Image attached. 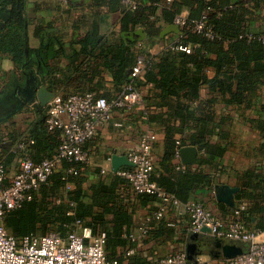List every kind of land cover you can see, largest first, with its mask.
Segmentation results:
<instances>
[{
    "label": "trees",
    "instance_id": "obj_1",
    "mask_svg": "<svg viewBox=\"0 0 264 264\" xmlns=\"http://www.w3.org/2000/svg\"><path fill=\"white\" fill-rule=\"evenodd\" d=\"M136 1L138 8L132 10L122 0H103L112 12L122 10L123 33L142 27L149 37H162L163 29L157 25V21L163 19L168 26H179L180 41L167 46L158 56L153 57L138 40L109 44L99 42L101 37H98L97 31H91L80 40L82 49L79 52L72 49L66 53V34L60 30L58 20L47 21L35 14L31 15L28 0H5L2 10L6 18L0 22V100L10 94L18 83L17 71H37L48 81L50 92L62 94L60 91L63 85L70 82V76L56 75L62 74L58 72L56 64L62 56L70 64L79 62L80 57L100 59L102 66L112 75L118 90L131 83L139 92L144 87L153 86L144 100L148 107L157 105L166 109L159 115L165 133L164 153L152 180L167 194L187 202L195 190L212 186V180L200 169L186 167L178 170V165L174 164L177 151L188 146H204L205 155L199 160V165H213L214 160L222 158L227 152L226 145L211 142L217 130H220L221 135L223 132L222 124L217 123L212 112L213 105L223 103L226 106H249L257 91L264 87V32L252 31L251 13L248 10V6H256L260 0H173L166 5L168 0H147L149 4ZM159 10L162 11L161 17L153 21L152 18ZM186 10L189 14L185 25L176 24V18ZM202 20L206 27L202 33H198L196 23ZM31 27H34V37L39 41L37 48L30 45ZM207 32L212 37L207 36ZM180 46L190 47L191 53L179 50ZM139 57H144L148 66L142 77L133 80L132 71ZM9 59L17 69L11 73L4 71L2 66ZM209 70L215 73L212 78L208 77ZM203 87L209 89L212 97L205 102L204 108H194L193 104L200 99ZM83 93L87 91L69 95ZM101 97L110 100L109 96ZM153 100H159V103ZM47 108L39 106L36 109L39 118L28 135L20 131L14 133L12 142L16 149L7 152L8 161L0 155L6 167L24 153H28L36 163L52 159L57 154L61 139L59 135L49 133L46 128ZM156 119L158 116L153 120ZM259 129L264 133V123ZM72 167L79 172L78 176L68 174ZM86 167L81 164H64L62 171L53 174L48 183L33 194L31 201L5 216V228L17 239L51 232L66 237L79 220L94 235L106 233V253L110 260H118L120 264H144L139 254H126L125 258H118L119 248L130 246L123 235L125 229L130 230L133 224L129 210L131 205L125 202L119 190L126 183L131 189L129 182L113 175L111 181L101 179L90 187V193H85L82 186H76V182ZM141 196V200L157 201L159 209L160 200L157 196ZM254 204L243 212V220L252 213V209L256 210L258 203ZM261 211L264 213V208ZM108 215H112V219H108ZM142 223L143 220L139 228ZM156 225L168 235L173 234V229H166L168 223L164 219H154L149 223V237L152 235V226Z\"/></svg>",
    "mask_w": 264,
    "mask_h": 264
},
{
    "label": "crops",
    "instance_id": "obj_2",
    "mask_svg": "<svg viewBox=\"0 0 264 264\" xmlns=\"http://www.w3.org/2000/svg\"><path fill=\"white\" fill-rule=\"evenodd\" d=\"M149 4L147 0H141ZM173 1V0H172ZM168 4V1L165 5ZM163 7V5L161 6ZM28 10L31 15L35 14L47 21L58 20V26L66 35L64 43L66 44V53L72 49L78 52L82 49L80 40L91 31H97L99 42L109 44H119L120 41H137L145 45L144 50L156 57L167 46L180 41L179 26H168L161 17L162 11L159 10L153 21L162 27L163 36L158 38L149 37L145 34L142 27L135 28L134 31L123 33L121 9L111 11L103 0H74L63 3L60 0H28ZM250 11V25L252 31L256 33L264 32V0H260L256 6H248ZM188 16V10L182 13ZM30 45L32 48L39 46V41L34 37V27L30 28ZM84 61L83 64L81 62ZM58 77L61 75L70 76L69 84L63 85L60 93L69 95L70 93L87 91L101 96H109L110 100L121 93L113 82L112 75L102 66L100 59L80 57L79 62L70 64L69 60L62 56L56 61ZM3 70L11 73L16 71L12 60L3 62ZM18 83L14 89L21 87L29 94L24 106L10 115L0 123L1 142L0 155L8 161V153L16 149L12 142V136L20 131L26 135L35 127L39 118L36 109L40 104L37 99V92L41 87L48 88V81L42 78L37 71L20 72L17 71ZM215 75L213 70L208 71V77ZM153 90V86L142 89L143 105L135 108L131 112L117 110L113 115V124L100 131L99 135L87 144L91 153V162L83 170L81 177L78 178L76 186H82L85 193H90V187L98 183L101 179L111 181L113 175H119L112 170L109 159L113 155L126 156L131 150L135 149L141 138L150 132L157 135V143L154 147L155 167L159 169V163L164 153L165 133L160 125V117L165 109L157 105L148 107L145 97ZM49 91V90H48ZM50 92V91H49ZM52 93V92H51ZM212 95L207 87H203L200 92V99L193 104L194 108H204L205 102L211 99ZM156 104L159 100H153ZM206 107V106H205ZM212 112L215 114L217 123L222 124V135L220 130L211 138L213 144L227 146L226 154L221 158L214 160L213 165H199V160L205 155L204 146L198 156V163L191 167L200 169L204 174L211 178L212 186H205L195 190L190 200L204 203L221 217L228 218L233 211L241 206H245L247 211L251 205L258 203L256 210L246 215L244 222L248 229L256 231L259 235L258 240L264 242V133L259 126L264 123V87L260 88L255 94L249 106H226L223 103L213 105ZM154 116V117H153ZM155 116L158 119L153 120ZM153 119L151 120V118ZM21 120L26 122L23 123ZM119 124L115 126L114 124ZM18 142V141H17ZM201 147V146H200ZM31 153L34 154V151ZM35 155V154H34ZM20 157L13 159L7 165L10 175L15 174L19 169ZM179 160L174 164L178 165ZM182 163V161H181ZM183 164V163H182ZM123 168V167H122ZM122 168L120 170H122ZM62 169L56 173L61 172ZM105 171V172H103ZM55 174V173H54ZM159 175V174H158ZM121 178V176H120ZM123 179V178H122ZM125 180V179H124ZM126 181V180H125ZM127 183L119 187L126 203H130V212L133 217V224L130 230L125 229L123 238L129 242L128 247L119 248L118 258H125L132 249L133 255L139 254L145 261L144 264H159L160 259L179 251H186L189 244L190 220L188 216H180L173 209L169 210L164 221L168 223L166 229H173V234L168 235L164 229L158 226H152V235L140 241L133 243L129 240V235H138L139 226L142 220L151 215L158 208V202L143 199L142 196L135 194L132 189L127 187ZM216 186H230L238 188L239 193L235 195V208L229 207L226 203L218 201L216 195ZM255 205V204H254ZM112 219V215L107 216ZM199 242L205 240L208 243L209 250L217 251L213 238L209 233H199ZM134 247V248H133ZM219 251V250H218ZM199 257L213 260L216 264H223L222 259H213L209 255H200Z\"/></svg>",
    "mask_w": 264,
    "mask_h": 264
},
{
    "label": "built area",
    "instance_id": "obj_3",
    "mask_svg": "<svg viewBox=\"0 0 264 264\" xmlns=\"http://www.w3.org/2000/svg\"><path fill=\"white\" fill-rule=\"evenodd\" d=\"M63 3L74 0H60ZM172 0H168L171 2ZM128 8L136 10V0H122ZM175 23L185 25L186 16L180 15ZM205 22L196 23V31L202 33ZM207 36L212 37L210 32ZM187 54L190 47L178 48ZM148 63L139 57L132 71L133 80L142 77ZM143 105V94L133 83L126 85L120 94L111 100L96 93L55 94L47 106L46 128L49 133L59 135L61 143L57 154L52 159L36 163L28 153L20 157L18 171L10 175L3 161L0 160V264H120L118 260H110L106 253L107 235H94L90 228L77 221L74 230L62 237L51 232L46 235H30L17 239L4 226L5 216L19 210L33 194L47 184L49 178L62 169L64 164L73 163L89 165L91 153L85 145L94 140L100 131L113 124V115L117 110L131 112ZM119 126V124H114ZM157 135L153 132L145 134L137 147L126 157L133 164L131 170H119L117 174L129 182L132 191L137 195H155L160 200L159 209L143 219L138 235H129L133 243H139L149 237L152 220H162L169 210L173 209L180 216H188L189 231L201 233L204 228L209 234L220 240H226L246 246L247 251L232 259H224L223 264H264V242L258 240V233L248 229L244 220L245 206L233 211L228 217H221L202 202L189 200L182 202L175 196L167 194L153 180L155 160L154 147ZM20 148H24L20 146ZM180 150L176 158L180 161L178 170H184L181 163ZM111 161V158L109 159ZM105 172V171H103ZM68 174L78 176L79 172L72 167ZM135 253L130 250L127 254ZM159 264H216L213 260L198 257L196 263L188 261L186 251H179L160 259Z\"/></svg>",
    "mask_w": 264,
    "mask_h": 264
},
{
    "label": "water",
    "instance_id": "obj_4",
    "mask_svg": "<svg viewBox=\"0 0 264 264\" xmlns=\"http://www.w3.org/2000/svg\"><path fill=\"white\" fill-rule=\"evenodd\" d=\"M5 0H0V22L6 18L5 13L2 10V3ZM55 94L49 92L45 87H41L37 92V99L42 108H46ZM201 147H183L180 150L181 161L185 166H194L198 163L199 153L202 151ZM112 170L117 173L122 167H133V164L129 162L126 156L113 155L111 157ZM239 193L238 188H232L230 186H216V195L218 201L226 203L229 207L235 208V195ZM209 229L204 228L202 233H208ZM200 235L198 233H191L189 236V244L187 246L188 261L190 263H196L197 258L200 255H209L213 259H232L242 255L245 252L246 246L226 240L216 239L213 241L217 251L206 249L208 243L203 240L201 243L198 241ZM219 250V251H218Z\"/></svg>",
    "mask_w": 264,
    "mask_h": 264
},
{
    "label": "flooded vegetation",
    "instance_id": "obj_5",
    "mask_svg": "<svg viewBox=\"0 0 264 264\" xmlns=\"http://www.w3.org/2000/svg\"><path fill=\"white\" fill-rule=\"evenodd\" d=\"M28 97L29 94L21 87H18L17 89H14L12 93L5 95L4 98L0 100V123L10 115L15 114L21 106L23 107L25 105L24 102Z\"/></svg>",
    "mask_w": 264,
    "mask_h": 264
},
{
    "label": "rangeland",
    "instance_id": "obj_6",
    "mask_svg": "<svg viewBox=\"0 0 264 264\" xmlns=\"http://www.w3.org/2000/svg\"><path fill=\"white\" fill-rule=\"evenodd\" d=\"M21 122H23V123H24L25 121H24V120H21ZM25 124H26V122H25ZM0 136H1V135H0ZM0 139H1V138H0Z\"/></svg>",
    "mask_w": 264,
    "mask_h": 264
}]
</instances>
